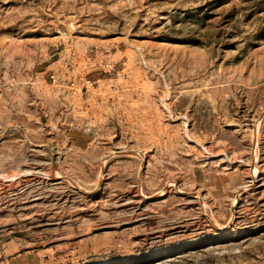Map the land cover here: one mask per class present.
<instances>
[{"label": "rangeland", "instance_id": "374dc122", "mask_svg": "<svg viewBox=\"0 0 264 264\" xmlns=\"http://www.w3.org/2000/svg\"><path fill=\"white\" fill-rule=\"evenodd\" d=\"M0 264H264V0H0Z\"/></svg>", "mask_w": 264, "mask_h": 264}, {"label": "bare ground", "instance_id": "6f19581e", "mask_svg": "<svg viewBox=\"0 0 264 264\" xmlns=\"http://www.w3.org/2000/svg\"><path fill=\"white\" fill-rule=\"evenodd\" d=\"M255 165V164H254Z\"/></svg>", "mask_w": 264, "mask_h": 264}]
</instances>
